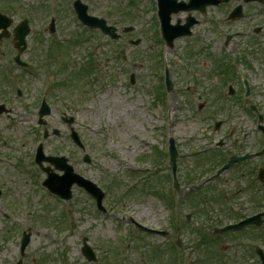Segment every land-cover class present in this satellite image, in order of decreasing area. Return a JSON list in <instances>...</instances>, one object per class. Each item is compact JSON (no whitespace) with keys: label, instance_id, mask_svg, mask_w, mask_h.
<instances>
[{"label":"rangeland","instance_id":"1","mask_svg":"<svg viewBox=\"0 0 264 264\" xmlns=\"http://www.w3.org/2000/svg\"><path fill=\"white\" fill-rule=\"evenodd\" d=\"M97 1L99 7L93 8L94 11L113 5L116 19L121 24L135 27V33L123 35L122 40L116 43L102 38L99 33L87 34L89 40L85 44L68 46L85 30L76 21L70 3H65L61 7L62 24L58 30L60 39L70 42L58 41L59 46L67 45L61 48V58L51 60V65L47 63L55 40L32 35L29 41L33 51L26 59L36 62L39 72L37 75L19 73L18 87L24 93L23 99L16 98V84L12 85L13 91L9 90L0 78V94L4 95L1 103L11 110V114L0 116V133L6 135L5 139L0 137V155L6 152L7 157L21 162L27 169L22 174L0 164V185L6 191L0 200V241L4 247L0 264L18 262V235L20 230L28 227L32 238L24 264H90L81 253L85 237L97 257V263L91 264H172L173 244L177 241L182 242L180 252L186 263L200 264V259L206 262L212 253L218 256L212 259V264H257L258 258L255 259L246 249L243 237L238 242L234 241V234L215 236L220 238L215 239L212 232L218 224L234 223L237 217L264 211L261 209L264 202L258 204L263 201L264 194L259 191L256 198L251 195L256 179V175L252 177L251 166L264 169V155L249 160L243 167L244 173L224 171L215 180L206 179L212 165L197 167L203 156L189 153L182 157L179 172L181 191L177 199L184 202L191 185L199 184V179H203L206 186L202 189L205 202L199 209L188 204L176 209L175 213L178 212L181 219L179 228L173 227L174 213L168 208V188L172 187L171 179H166L170 174L168 157L160 159V151L167 152L171 133L183 152H189L193 147L197 153L219 150V154L226 156H242L259 149L262 139H258L259 135L254 130V120L239 106L237 98L207 94L213 86L212 67L217 61L236 54L232 43L225 48L217 43H208L210 39L207 37L208 42L200 40L205 32H215L219 26L207 22L197 28L200 34L177 40L174 48L169 49L165 63L171 65L175 83L164 106L159 92L162 48L156 37L154 4L151 0ZM131 1L135 2L133 8ZM27 5L31 10L35 9L39 24L46 21L47 15L40 1H27ZM95 14L100 15V12ZM184 17L181 16L182 19ZM176 22L177 19L173 18L172 24ZM261 22L260 19L256 24ZM244 26L238 22L234 28ZM38 38H43V42L39 43ZM130 39H140L141 45L130 46ZM250 39L256 41L250 43L249 39H243L239 49L248 53V63L259 68L249 70V76L260 87L258 92L261 96L254 101H259L264 108V38L253 36ZM3 51L10 59L13 51L8 48ZM122 51L126 52L127 62L119 57ZM89 54L93 55L100 69L94 77L80 79L78 71L89 61ZM206 65L211 68L203 69ZM49 73L57 75L53 80V83L59 82L56 90L50 87ZM131 76L136 78L133 86L129 82ZM61 79L64 82L60 86ZM44 95L51 100L53 112L47 118L48 127L39 128L37 110ZM60 98L70 99L61 102ZM201 106L204 108L199 111ZM64 114L76 118L74 128L85 143L93 165L83 162L82 152L71 142L70 127L62 122ZM221 118L226 119V127L222 132L214 133V123ZM47 129L50 132L58 129L62 135L45 142L46 155L65 156L70 159L76 173L103 188L111 187L105 201L108 214L96 212L93 202L81 189L74 188L73 199L65 203L55 200L39 187L46 174L34 167L33 159L36 145L42 141L43 131ZM232 130H236V137L232 141L226 137L225 146L216 149L224 133ZM6 142L12 144L11 149L5 147ZM154 167H161L163 174L129 175L131 171H152ZM189 177L193 182L188 183ZM19 186L23 189L19 190ZM130 218L147 227L168 230L171 235L168 238L142 234L134 237ZM126 225H129V231ZM255 229L248 231V239L259 241L264 251V238L260 236L264 225ZM145 238L151 242L149 247L143 245ZM209 238L213 243L205 241ZM154 249H158V257ZM219 256L224 258L223 261Z\"/></svg>","mask_w":264,"mask_h":264},{"label":"flooded vegetation","instance_id":"2","mask_svg":"<svg viewBox=\"0 0 264 264\" xmlns=\"http://www.w3.org/2000/svg\"><path fill=\"white\" fill-rule=\"evenodd\" d=\"M27 1H34V0H0V50H3L4 48H8L10 51H16L18 49V46L20 44V33L17 31V28L20 24L19 21V14L21 11H28L30 13H34L35 9H30V7L27 5ZM41 2V8L46 12L49 10V4H51L52 0H37ZM180 1H185V0H180ZM235 3H232L231 0H228L226 4L220 5L216 10H219L221 15H226L230 16L233 14L235 9L241 7V17L236 20V21H231L228 19L227 23H233V22H241L243 25H245V28H248V32H250L254 36H264V23L262 24H256L260 19H264V0H233ZM44 3H47V5H42ZM236 4V5H235ZM211 11L210 8L207 9V12L201 13L199 11H194L189 14L185 13H180L179 15H186V19L189 18V16L196 21L195 27L199 26L200 24L206 23L204 21L205 17L209 14ZM4 17L6 19H4ZM61 18V17H60ZM52 18L50 19V22L47 24H43V32L46 34L50 30V23H51ZM247 20H252L253 22L249 23ZM62 21L59 19H56V31L58 30L59 26H61ZM210 23V22H207ZM245 28H241L242 33H237L235 37H229L230 40L227 39V41L224 43L225 47L229 46V42L232 41H239V39L245 38L244 36H241L245 32ZM213 31L210 30L207 33H212ZM241 36V37H240ZM236 49V46H235ZM12 62H6L7 67L12 66ZM237 66L243 65V67L247 68L248 70H257L259 69L256 65L250 64L247 61V57L243 60L237 61ZM0 66H1V61H0ZM208 66L206 65L203 66V69H206ZM264 69V65L262 66ZM232 69L225 70L221 72L219 76H216L212 83L213 86L210 89L211 91L208 92L207 94H212L213 96L216 97H226L228 96L229 98H237L239 101H241L242 97L244 96V99H254L255 97H259L258 89V83L253 80L252 83H248L249 90L247 93V90L245 88V81L241 82L238 79V75L236 71L234 70V67L231 66ZM12 71V70H11ZM220 73L217 70L215 74ZM255 86V88H254ZM264 96V86H263V95ZM250 107H248V112H245L247 116L251 117L253 120H257V122L260 120L263 122L264 126V115L262 114L261 110L256 107L255 112H252L250 110ZM251 111V112H250ZM217 121L214 123L216 124ZM254 125V130L256 131V134H258V139L261 138L262 142L264 143V137L262 135V132L259 130V123ZM226 127V119H222L221 123L217 129V132H222V129ZM255 133V132H253ZM225 136L223 139L218 143L217 147L223 148L225 146V138L229 141H232L236 136V130L229 131L227 133H224ZM248 154V153H247ZM256 156H260V150L257 149L256 151ZM246 155V153H245ZM242 155V156H245ZM242 156H237V155H230L226 161L229 162L233 158L236 157H242ZM257 167L251 166V174L252 177L256 175V183H253V190L256 188L257 182L260 178V173L261 170L264 171V169H257ZM246 174V173H245Z\"/></svg>","mask_w":264,"mask_h":264},{"label":"water","instance_id":"3","mask_svg":"<svg viewBox=\"0 0 264 264\" xmlns=\"http://www.w3.org/2000/svg\"><path fill=\"white\" fill-rule=\"evenodd\" d=\"M63 161L64 160H62V162ZM61 168L66 172V175L60 180V183L49 181V183L47 184L48 187L52 190V192L65 196L67 199H70V189L74 183L84 185L87 188L89 187L87 183L85 184L83 180H81L78 176L74 175L73 169L71 167L64 165Z\"/></svg>","mask_w":264,"mask_h":264}]
</instances>
